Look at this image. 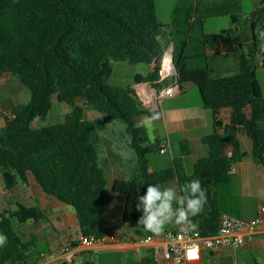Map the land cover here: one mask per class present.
<instances>
[{
	"label": "trees",
	"instance_id": "16d2710c",
	"mask_svg": "<svg viewBox=\"0 0 264 264\" xmlns=\"http://www.w3.org/2000/svg\"><path fill=\"white\" fill-rule=\"evenodd\" d=\"M177 13H184V21L176 19L172 25H164L156 0H0V79L17 78L30 93L28 104L15 107L14 119L0 130V174L7 191L26 184L31 173L46 194L76 210L82 236L99 238L117 232L118 227L101 230L98 226L107 186L100 134L113 133L109 138L116 146L115 126L120 121L135 156L133 175L113 184V192L125 197L123 223L138 222L142 212L136 210L137 196L145 193L148 184L166 187L172 181L179 185L199 179L207 203L194 218L197 230L203 236L218 232L223 213L215 203L217 190L229 181L232 166L246 156L239 133L252 141L251 155L264 165V96L256 63L257 55L264 57V0L248 16L230 15V29L201 39L203 47L213 50L240 26L251 25L255 49L242 52L237 74L219 76L209 68L191 69L183 52L174 57L179 91L184 92L189 84L196 86L203 107L214 117L213 132L202 139L209 154L195 164L192 175L183 164L191 155L187 142L181 144V156L172 168L150 171V157L161 154L160 142L151 143L145 129L135 124L157 113L150 112L133 89L111 85L112 62H118L154 63L146 81L159 90L165 86L155 83L167 48L161 39L175 27H182V34L191 30L188 20L192 11ZM144 81L135 78L136 83ZM54 99L71 108L66 120L35 129L36 120L48 122ZM85 106L93 107L101 117L86 119ZM227 109L230 122L223 126L217 116ZM227 145L231 155L224 150ZM43 219L39 208L23 204L0 212V233L7 237L6 245L0 247V264L39 263L42 253L37 241L24 242L18 227Z\"/></svg>",
	"mask_w": 264,
	"mask_h": 264
},
{
	"label": "crops",
	"instance_id": "0c3cea01",
	"mask_svg": "<svg viewBox=\"0 0 264 264\" xmlns=\"http://www.w3.org/2000/svg\"><path fill=\"white\" fill-rule=\"evenodd\" d=\"M259 3L260 0H196V6L188 9L192 11L188 20L191 25L190 32L182 34V27L169 29L161 42L165 47L173 49L174 57L183 52L189 59L187 64L191 69L209 68L219 76L237 74L242 52L252 53L255 49L254 30L251 25L240 26L238 31L213 50L203 47L201 39L203 35H217L230 29V15L248 16L258 8ZM206 22L210 24L209 32L205 29ZM263 61L262 55L256 56L257 79L259 74L264 72ZM154 65V63L131 65L112 62L111 85L133 89L145 107L159 116L150 128H144L150 142L154 144L159 141L160 149L165 151L150 159V171L157 172L172 168L174 160L181 156V144L187 142L191 155L183 159V164L186 173L192 175L195 164L209 154V149L203 144L202 139L213 132V114L203 107L202 99L198 98L194 87L190 85L185 87L184 92L178 91L173 98L160 99L159 89L153 83L146 81ZM138 76L145 81L136 83L135 78ZM260 87L264 96L261 84ZM29 101V90L19 79H0V130L14 119V108L28 104ZM55 102L56 99L53 109ZM80 104H84V101L81 100ZM66 112L58 109L57 115H54L52 110L49 118L55 116L59 119L65 113L66 120L70 113ZM247 112L249 113L250 110ZM84 114L88 120L101 117L100 113L91 106L84 107ZM230 116L231 111L227 109L221 111L217 118L225 126L230 122ZM44 126L46 125L39 120L33 123L35 129ZM112 135L113 133L107 131L100 134V141L105 150L101 162L107 178V186L100 204L98 226L101 230L118 227L120 230L113 234L118 236L119 241L80 252L74 264H165L159 250L154 246L138 242L145 236L153 235L152 233L138 229L137 223L128 225L123 223L125 197L113 192V184L116 180H127L133 175L134 170L125 171L123 157L109 138ZM237 138L241 151L246 156L235 165V173L230 174L229 181L217 190L215 203L223 214L253 219L259 207L264 206V165L258 164L252 157V141L244 133H239ZM224 150L231 155L229 145L225 146ZM168 154L170 156H167ZM177 185V181L167 184V186ZM16 204L37 207L44 213L45 219L40 222L30 220L18 227L22 240L24 242L36 240L41 253L58 254L66 245L76 242L82 236L76 210L46 194L31 173L27 174L26 184L20 183L10 191L5 189L0 174V212L14 210ZM175 232H179V229L173 226L162 235H171ZM38 264H63V261L47 263L40 260ZM194 264H264V231L247 237L244 246L238 249L224 248L216 252L203 250L202 259Z\"/></svg>",
	"mask_w": 264,
	"mask_h": 264
},
{
	"label": "built area",
	"instance_id": "2783aa9c",
	"mask_svg": "<svg viewBox=\"0 0 264 264\" xmlns=\"http://www.w3.org/2000/svg\"><path fill=\"white\" fill-rule=\"evenodd\" d=\"M176 74L173 49L168 47L161 60L156 84H164L168 79H173ZM158 91L160 99L173 98L177 95L179 87L177 83L164 84ZM165 151H161L163 154ZM235 165L231 174L235 173ZM264 231V206H260L253 219H243L229 214H222L219 230L215 235L203 236L199 230L187 233L175 232L171 235H148L138 240L140 244L154 246L162 253L165 264H194L202 259L203 250L220 251L224 248L238 249L244 246L247 237ZM119 238L115 234L102 237L81 236L79 240L70 243L60 253H42L40 260L47 263L63 261L72 264L77 255L85 250H91L97 246H106L117 243Z\"/></svg>",
	"mask_w": 264,
	"mask_h": 264
},
{
	"label": "clouds",
	"instance_id": "9594fccd",
	"mask_svg": "<svg viewBox=\"0 0 264 264\" xmlns=\"http://www.w3.org/2000/svg\"><path fill=\"white\" fill-rule=\"evenodd\" d=\"M158 118V114L149 115L137 121L135 127L150 128ZM206 203L207 192L199 179L177 186L148 184L145 193L137 196L136 210L142 215L136 227L155 236L162 235L168 225L177 227L182 233L194 231L198 228L194 218L203 212ZM6 243L7 237L0 233V247Z\"/></svg>",
	"mask_w": 264,
	"mask_h": 264
},
{
	"label": "rangeland",
	"instance_id": "374dc122",
	"mask_svg": "<svg viewBox=\"0 0 264 264\" xmlns=\"http://www.w3.org/2000/svg\"><path fill=\"white\" fill-rule=\"evenodd\" d=\"M196 0H156V7H157V14L159 17V20L164 25H170L173 24L174 20L178 21H184V13L178 14L177 12L188 10L191 6H196L195 4ZM205 29L207 32L210 31L208 28L210 24L208 22L204 23ZM179 52V51H178ZM259 82L264 90V72L262 74H259L258 76ZM190 87H194V91H196V94H198V98H200L199 91L196 86L189 84ZM192 95V94H190ZM58 109L66 110L67 112L71 111V108L64 104V103H58L55 102V107L53 109L54 115H57ZM56 112V114H55ZM66 112V113H67ZM65 113L60 117L59 119H56L55 116H51V118L48 119V122L45 125H53V124H59L64 122ZM116 134H115V140H116V146L115 149L120 152V155L123 157L126 161L125 171L128 172V170H134L135 162H134V153L132 150L127 146V136L125 133V125L118 121L116 122ZM179 153V149H178ZM158 155H152L150 159L156 157ZM167 156H170L169 154ZM173 225H168L164 232L169 231Z\"/></svg>",
	"mask_w": 264,
	"mask_h": 264
},
{
	"label": "water",
	"instance_id": "95a60500",
	"mask_svg": "<svg viewBox=\"0 0 264 264\" xmlns=\"http://www.w3.org/2000/svg\"><path fill=\"white\" fill-rule=\"evenodd\" d=\"M173 82H174L173 79H168V80L164 81L163 83H164V84H171V83H173Z\"/></svg>",
	"mask_w": 264,
	"mask_h": 264
}]
</instances>
